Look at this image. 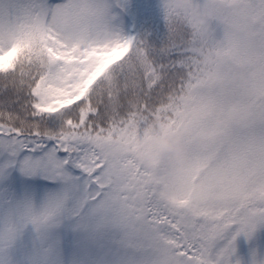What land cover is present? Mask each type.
<instances>
[{
  "label": "snow or ice",
  "instance_id": "snow-or-ice-1",
  "mask_svg": "<svg viewBox=\"0 0 264 264\" xmlns=\"http://www.w3.org/2000/svg\"><path fill=\"white\" fill-rule=\"evenodd\" d=\"M161 8L139 36V0H0V264H264L237 247L264 230V0ZM157 124L183 171L139 151Z\"/></svg>",
  "mask_w": 264,
  "mask_h": 264
},
{
  "label": "trees",
  "instance_id": "trees-1",
  "mask_svg": "<svg viewBox=\"0 0 264 264\" xmlns=\"http://www.w3.org/2000/svg\"><path fill=\"white\" fill-rule=\"evenodd\" d=\"M139 3L143 6V11L141 18L138 22L133 23L136 35L144 36L149 35L153 32V28L158 22L159 27L162 28V8L161 0H139ZM145 21H147L145 23ZM196 102V98L191 93L186 94L182 97L180 103L183 105H193ZM227 122H232L236 126L241 127V131H252L258 129L257 121L250 115L245 114L236 118L233 121H215V124L219 125L221 129L230 130ZM141 143L139 145V151L141 152L144 159L149 161H154L159 163V159L167 163V166H181L186 163L185 156L183 152L179 155L171 152H163L156 154L153 145L159 139H167L172 137L168 134V129L166 126H161L159 124L149 126L141 130ZM212 145V141L208 142ZM202 147V146H200ZM151 156V159L149 157ZM256 240V239H255ZM250 241L249 246L255 241Z\"/></svg>",
  "mask_w": 264,
  "mask_h": 264
},
{
  "label": "rangeland",
  "instance_id": "rangeland-1",
  "mask_svg": "<svg viewBox=\"0 0 264 264\" xmlns=\"http://www.w3.org/2000/svg\"><path fill=\"white\" fill-rule=\"evenodd\" d=\"M218 122H220V121L218 120ZM236 130H238V129L233 128L231 130V132H235ZM224 136L225 135H223L221 132H219V134L216 135V136H209V137H207L205 139V141L201 144V146H202L201 147V151H203V152H209V151L217 148L220 145L221 140H222V138ZM210 141H213L212 145H209L208 144V142H210ZM159 162H163V161L159 159ZM184 165L185 164H183L181 166L169 167L168 169L170 171H183ZM259 233H262L264 235V230L259 231ZM237 247H238V251H239L241 257L246 260L247 257H248V253L247 254H243V252H240L241 246H239L238 243H237ZM252 248L260 249L261 251H264V240H261L260 242L257 241Z\"/></svg>",
  "mask_w": 264,
  "mask_h": 264
},
{
  "label": "clouds",
  "instance_id": "clouds-1",
  "mask_svg": "<svg viewBox=\"0 0 264 264\" xmlns=\"http://www.w3.org/2000/svg\"><path fill=\"white\" fill-rule=\"evenodd\" d=\"M180 143L177 137H169L167 139H159L153 145V148L156 154L163 153V152H171L174 154L179 155L181 150L177 148V145ZM151 159V156L149 157Z\"/></svg>",
  "mask_w": 264,
  "mask_h": 264
}]
</instances>
